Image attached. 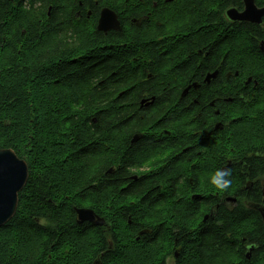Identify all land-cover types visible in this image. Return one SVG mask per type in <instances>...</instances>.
Instances as JSON below:
<instances>
[{"label": "flooded vegetation", "instance_id": "obj_1", "mask_svg": "<svg viewBox=\"0 0 264 264\" xmlns=\"http://www.w3.org/2000/svg\"><path fill=\"white\" fill-rule=\"evenodd\" d=\"M74 2L71 16H58L52 3L44 9L41 0L24 2L26 11L37 13L40 29H54L34 57L37 67L56 85L57 71L75 55L58 60V48L85 49L83 42L60 43L75 38L65 31L58 38L56 31H97L101 58L117 50L114 78H103L100 89L103 100L113 94L107 102L119 117L101 120L112 129L105 123L68 127L69 118L56 117L40 128L42 137L75 129L57 152L77 157L85 180L96 172L98 192L87 190L88 181L55 182L68 167L36 165L29 184L37 195L35 226L20 215L22 244L28 227L37 235L36 261L42 254L58 258L60 247L52 243L58 219L64 225L58 236L66 228L84 236L85 264H216L213 238L205 244L203 233L225 210L229 220L244 219L228 234L231 242L240 237L235 249L248 264H264V0ZM100 22L106 31L98 29ZM127 110H133L129 118L122 116ZM217 172L227 174L228 190L213 183ZM80 187L83 195L70 199L69 188ZM69 206L73 213L60 212ZM70 218L74 223L65 225ZM12 219L0 228V264H22L8 249Z\"/></svg>", "mask_w": 264, "mask_h": 264}, {"label": "trees", "instance_id": "obj_2", "mask_svg": "<svg viewBox=\"0 0 264 264\" xmlns=\"http://www.w3.org/2000/svg\"><path fill=\"white\" fill-rule=\"evenodd\" d=\"M25 1L0 0V149H12L28 165V180L25 188L18 195V207L11 221L12 230L8 233V249L11 252V259L19 258L22 264H85L83 252L79 250L84 244V236L73 237L67 228L58 236L59 230L64 228L58 219L57 235L52 240L55 246L60 247L57 250L58 258L48 260L47 255L42 254L37 262V235L26 227L25 242L22 244L19 220L21 219L20 215H26L25 224L31 227L35 226L33 216L36 215L35 209L38 208L34 203L37 195L34 194V185L29 187V184L34 183L32 175L36 165L68 167L67 173L56 174L55 182L80 183L88 181L87 190L98 192L92 187V183L97 182L96 172L94 175L91 174L90 179L85 180L88 175L79 171L77 166L81 168L82 165L76 163L75 158L77 157L74 158L73 155L72 158L66 159L60 152H57L58 142L66 140L69 136H76L75 129L69 130L67 134L58 129L57 132L48 133L46 137H42L44 132L40 131V128L52 126L48 120L53 117L69 118L71 121L68 122V127H72L74 124L84 127L88 124L90 129L105 123L101 122L103 119L114 120L119 117V111L112 108L111 104L107 102L113 94L107 93L106 100L105 98L103 100L100 89L103 85V78H114L111 73L117 71L115 68L117 61L114 58V52L117 50L116 47L109 48L107 50L109 56H105L106 58L103 59L99 51L100 34L97 31L72 28L56 31L57 34L54 36H58V38L63 34L60 31L71 32L75 38L73 43L60 42L58 39L60 43L67 46L70 44L82 45L83 42L85 49L80 47L77 50V46L70 51H63L58 48V60L65 59L67 55H75L69 65H64L57 71V82L56 85H53L54 77L40 72L37 67L38 60L34 57L41 44L53 38L54 29L49 27L40 29L37 13H30L23 8ZM41 2L44 9L52 3L58 16L63 13L71 16L74 6L77 4V2L71 4L70 0H41ZM8 43L11 45V49L7 48ZM82 53L88 56L86 58L79 57V55H83ZM132 111H123L122 116L129 118L131 116L128 115ZM92 118H96V125L91 121ZM83 119H86L84 124L74 121ZM63 123L65 122H61L57 126L60 128ZM112 125V122L105 123L109 129L113 128ZM107 132L111 133L110 130ZM58 171L60 170L58 169ZM226 178L227 174L218 177V186L223 184L219 188L220 190H228V187L223 189L226 187ZM69 190H71L69 196L72 200L81 197L85 191L84 187L77 190L69 188ZM59 209L62 213L67 211L73 213L70 206L66 210L64 207ZM243 220L240 214L235 220H229L228 213L225 210H220L217 227L213 225L214 228L209 227L203 233L205 244L209 243L210 236L213 238L216 264H231L232 262L248 264L243 253L235 249L240 237L232 236L234 242H231L228 235L233 226H239L244 222ZM73 223L71 218L65 221V225L68 226ZM2 241L3 234L0 233V247ZM49 246L48 243L46 248L48 249ZM62 247L68 248L66 253L63 252ZM209 256L210 253L205 256L208 262L213 261V258H209ZM13 261L15 262L14 259L10 260L11 264Z\"/></svg>", "mask_w": 264, "mask_h": 264}, {"label": "water", "instance_id": "obj_3", "mask_svg": "<svg viewBox=\"0 0 264 264\" xmlns=\"http://www.w3.org/2000/svg\"><path fill=\"white\" fill-rule=\"evenodd\" d=\"M99 30L106 31L101 22ZM28 180V165L12 149H0V228L15 215L18 207V194ZM80 221L83 210H77Z\"/></svg>", "mask_w": 264, "mask_h": 264}, {"label": "clouds", "instance_id": "obj_4", "mask_svg": "<svg viewBox=\"0 0 264 264\" xmlns=\"http://www.w3.org/2000/svg\"><path fill=\"white\" fill-rule=\"evenodd\" d=\"M220 175H222L220 172H217L214 176H213V183L215 184V183H218V180H217V178L220 176Z\"/></svg>", "mask_w": 264, "mask_h": 264}, {"label": "rangeland", "instance_id": "obj_5", "mask_svg": "<svg viewBox=\"0 0 264 264\" xmlns=\"http://www.w3.org/2000/svg\"><path fill=\"white\" fill-rule=\"evenodd\" d=\"M24 160V159H23Z\"/></svg>", "mask_w": 264, "mask_h": 264}]
</instances>
